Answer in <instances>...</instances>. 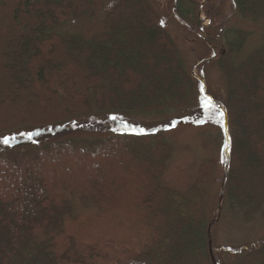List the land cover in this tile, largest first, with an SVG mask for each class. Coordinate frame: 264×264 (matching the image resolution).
Returning <instances> with one entry per match:
<instances>
[{
	"label": "trees",
	"instance_id": "1",
	"mask_svg": "<svg viewBox=\"0 0 264 264\" xmlns=\"http://www.w3.org/2000/svg\"><path fill=\"white\" fill-rule=\"evenodd\" d=\"M199 1L167 0L166 10L190 41L213 50L201 63L216 61L225 80L223 206L264 215V43L247 51V30L216 33L219 8ZM231 2L239 19L264 31V0ZM96 15L101 29L92 35L60 29ZM1 92L0 264H213L207 228L226 159L223 118L150 0H0ZM203 100L198 139L207 155L184 191L167 187L161 176L174 146L161 125ZM105 113L152 120L93 140L60 133ZM20 129L25 139L2 142ZM71 169L84 176L70 179ZM212 251L219 264L221 251L231 256L225 264H264V235Z\"/></svg>",
	"mask_w": 264,
	"mask_h": 264
},
{
	"label": "rangeland",
	"instance_id": "2",
	"mask_svg": "<svg viewBox=\"0 0 264 264\" xmlns=\"http://www.w3.org/2000/svg\"><path fill=\"white\" fill-rule=\"evenodd\" d=\"M150 2L161 14L165 28L178 45L190 71L204 80L205 93L211 96L216 102H222L226 89L225 80L216 66V61H211L208 64H197L199 59L208 55L209 51L206 46L190 41V37H186L183 34L180 22L173 16L170 10H166L167 0H150ZM204 2L205 0L199 1L201 4ZM213 3L215 8H219V12L221 13L220 18L216 21V33L219 32L218 30L223 31L228 26L247 30L249 32V36L245 43V49L247 51L264 43V31L261 22H250L248 20L239 19L234 12L231 0H213ZM203 16L201 12V17ZM207 23L208 19H203L202 25H206ZM60 29L79 32L87 36L92 35L101 29L100 17L96 15L94 17L71 18L66 20L64 24L60 26ZM202 65L204 72L201 76L200 68ZM4 97L5 93L1 92L0 103L4 102ZM205 104L206 102L203 100V103L199 104L198 107L182 112L180 115V122H176V120H168L169 122L160 121L164 122L161 126L166 127L164 128L165 135L174 146L173 155L167 163L165 172L161 176V182L167 187L184 191L195 175V170L201 159L207 155V152L202 149L199 143L198 132L200 126L197 122L199 119L207 117L209 107H207V104V106H205ZM248 108V103L245 102L240 112H244L248 110ZM128 119L133 123L127 122L121 118L117 119L110 113L100 115L99 118L81 117L66 124L64 126L66 130L60 133L76 136L77 138H83L85 140H93L107 133L134 130L135 128H139L140 125L144 126L148 124L149 121L152 120V118L142 116H131ZM27 131L28 129L16 130L14 133L5 136L3 140L8 139V141L11 142L15 139H25L28 136ZM58 166L65 167V164H59ZM97 169L96 167V170ZM70 172L71 176H73L70 179L74 178L76 180L79 176H84L82 173L79 174L77 169H71ZM56 173L60 175L61 172L56 171ZM97 173L100 175L102 172L98 170ZM221 180L222 174H219L215 185L212 187L214 194H212L210 198V203H214V206L217 205L215 193L218 195ZM107 182L115 184L109 180H107ZM222 207H224V210ZM162 210L165 213H171V211L167 209L163 208ZM214 211L212 219L217 216L216 207ZM245 212L247 213L246 218L243 216ZM136 220L138 219H135V221ZM136 224L142 226L141 223ZM214 224L211 230V239L214 242L212 248L214 247L218 252L221 247L233 249L234 247L247 245L264 235V215L261 214L259 208L252 209L246 207L231 211L229 206H223L222 202L219 216ZM219 255L223 264L231 259V256L227 252L221 251Z\"/></svg>",
	"mask_w": 264,
	"mask_h": 264
},
{
	"label": "water",
	"instance_id": "3",
	"mask_svg": "<svg viewBox=\"0 0 264 264\" xmlns=\"http://www.w3.org/2000/svg\"><path fill=\"white\" fill-rule=\"evenodd\" d=\"M213 54L214 53L211 52V54L209 56L204 57V58H201L200 60L197 61V64L203 62L205 59H208V58L212 57ZM198 79H200V82L202 84V92H203V95L205 97H207V99H209L210 102L222 113L223 119H224V136H225V144H226L225 145L226 159L224 161L223 176H222L220 188H219V191H218L217 216L209 222V225H208V228H207L209 254H210L212 263L213 264H218L217 261L214 258L213 251H212V246H211V227H212L213 223L217 220V218L219 216V213H220V210H221L223 193H224L225 183H226V179H227V169L229 167L230 140H229V135H228L227 116H226L225 112L223 111L222 107L219 104H217L213 99H211L205 93V83H204V80L201 79V78H198Z\"/></svg>",
	"mask_w": 264,
	"mask_h": 264
},
{
	"label": "snow or ice",
	"instance_id": "4",
	"mask_svg": "<svg viewBox=\"0 0 264 264\" xmlns=\"http://www.w3.org/2000/svg\"><path fill=\"white\" fill-rule=\"evenodd\" d=\"M2 142L7 144L9 141H8V139H4Z\"/></svg>",
	"mask_w": 264,
	"mask_h": 264
}]
</instances>
